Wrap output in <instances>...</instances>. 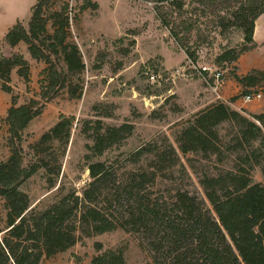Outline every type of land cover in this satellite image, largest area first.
<instances>
[{
    "label": "trees",
    "instance_id": "16d2710c",
    "mask_svg": "<svg viewBox=\"0 0 264 264\" xmlns=\"http://www.w3.org/2000/svg\"><path fill=\"white\" fill-rule=\"evenodd\" d=\"M152 1L171 37L182 41L175 20L185 12V1ZM199 2L218 12L221 34L230 27L243 34L242 45L223 50L216 57L217 64L233 63L256 48L254 27L264 13V0ZM168 11L167 16L164 13ZM69 28L68 3L36 0L27 25L16 22L4 36L10 47L23 42L30 57L44 62L45 68L39 99L31 98L16 106L12 96L4 118L10 154L0 161V199L6 209L0 264H41L43 257L66 251L81 236L116 229L135 237L138 247L148 254L144 264H264V185L252 178L255 167L264 174V111L246 115L221 99L181 124L174 137L176 147L163 136L160 143L134 150L123 166L98 158L130 136L133 125L125 122L103 126L96 121L93 141L85 154L89 180L81 195L69 192L41 211L29 209L30 200L21 185L39 169H44L48 181L54 184L74 118L61 115L30 144L35 159L28 163H24L21 146L23 130L41 113L44 103L60 92L78 99L83 91L81 74L85 64L79 47L70 39ZM14 67L17 75L27 81L26 58L19 53L0 54V86L6 93L12 92ZM233 77L243 88L240 95L264 92V66ZM178 152L192 155L187 158L192 169L195 162L212 158L217 163L230 161L231 166L202 169L198 178L204 196L182 188L167 193L155 190L157 179L167 172L171 175L176 167L186 174ZM91 263L127 264L122 248L105 250Z\"/></svg>",
    "mask_w": 264,
    "mask_h": 264
},
{
    "label": "rangeland",
    "instance_id": "374dc122",
    "mask_svg": "<svg viewBox=\"0 0 264 264\" xmlns=\"http://www.w3.org/2000/svg\"><path fill=\"white\" fill-rule=\"evenodd\" d=\"M35 1L0 0V54L19 53L29 65L27 81L17 75V67L12 69L11 93L4 92L0 86V161L10 154L4 118L12 105V96L16 106L31 98L39 99L45 63L32 59L23 42L14 47L4 42L6 31L13 24L27 25ZM63 1L68 3L70 39L79 47L85 64L81 74L83 91L78 99H70L65 92H60L44 103L41 113L23 130L21 146L24 163H28L35 159L30 144L61 115L74 118L54 184L48 181L45 170L39 169L21 185L29 197L30 210L41 211L69 192L81 195L89 180L85 154L87 146L92 144L96 121L103 126L125 122L133 125L130 136L98 158L123 166L130 153L141 146L160 143L163 136L176 147L174 137L181 124L217 96L246 115L248 108L258 103L244 101V95H240L243 88L233 74L243 75L240 72L246 71L244 66L263 67L264 45L248 51L249 55L245 52V56L242 54L233 63L217 64L216 57L223 50L242 45L243 34L234 27L221 34L218 12L200 4L199 0H184L185 12L175 20L182 41L171 37L169 29L158 18L152 0ZM175 16L173 13V19ZM188 26L190 30L185 31ZM260 36L258 32L257 38ZM214 71L222 73L216 91L212 89ZM178 154L186 174L176 167L171 175L167 172V177L157 179L155 190L167 193L182 188L204 196L198 178L202 169L213 171L215 167L231 166L230 161L217 163L212 158L208 162H195L192 169L187 162L192 155ZM252 178L264 185V174L259 168H254ZM5 228L6 209L0 199V238ZM115 248L124 250L127 264H144L149 260L132 234L116 229L91 237L81 236L66 251L43 257L41 264H92L94 256Z\"/></svg>",
    "mask_w": 264,
    "mask_h": 264
},
{
    "label": "crops",
    "instance_id": "0c3cea01",
    "mask_svg": "<svg viewBox=\"0 0 264 264\" xmlns=\"http://www.w3.org/2000/svg\"><path fill=\"white\" fill-rule=\"evenodd\" d=\"M258 32L261 34L260 38H257V34ZM263 33V34H262ZM253 39H254V42L256 43V47H260V45L262 46V44L264 43V13H262L257 19H256V22H255V27H254V33H253ZM255 49V48H254ZM251 52V51H250ZM250 53L248 52V54L246 55H249ZM242 56H245L242 55ZM250 65H252L251 63H249ZM246 71H243V72H240V74H246L250 69L252 68H260V67H257V66H250V67H246L244 66L243 67ZM258 92L261 93V99L257 100L258 103L256 104H253L251 105L248 110L250 113H259V112H262L264 111V92L259 90ZM216 99H221V98H217ZM216 99L214 100H211L208 102V104L212 103L213 101H215ZM222 100V99H221ZM223 101V100H222ZM207 104V105H208ZM236 109V108H235ZM238 110V109H237Z\"/></svg>",
    "mask_w": 264,
    "mask_h": 264
},
{
    "label": "built area",
    "instance_id": "2783aa9c",
    "mask_svg": "<svg viewBox=\"0 0 264 264\" xmlns=\"http://www.w3.org/2000/svg\"><path fill=\"white\" fill-rule=\"evenodd\" d=\"M221 76H222V73L219 72V71H214L212 73V77L214 78L212 89L214 91L217 90V87H218V84H219V79L221 78ZM217 98H219V97L217 96ZM243 99L246 102H250V101H253V100H259V99H261V93L260 92H251V93L245 94L243 96Z\"/></svg>",
    "mask_w": 264,
    "mask_h": 264
}]
</instances>
